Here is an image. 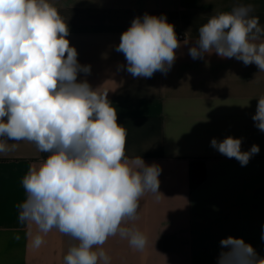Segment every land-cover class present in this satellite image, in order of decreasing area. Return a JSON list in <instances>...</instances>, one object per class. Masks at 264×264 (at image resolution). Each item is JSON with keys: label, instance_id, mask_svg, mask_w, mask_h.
<instances>
[{"label": "crops", "instance_id": "crops-1", "mask_svg": "<svg viewBox=\"0 0 264 264\" xmlns=\"http://www.w3.org/2000/svg\"><path fill=\"white\" fill-rule=\"evenodd\" d=\"M68 23L70 44L91 74H80L95 89L108 92L117 122L127 130L125 153L158 164L159 193L140 200L138 219L127 221L148 236L143 252L119 235L103 246L111 264H217L220 240L242 238L264 257V132L252 115L264 96V71L215 53L203 59L188 54L199 26L208 15L251 4L264 26V0H51ZM166 15L175 32L189 40L176 50L165 75L133 78L118 65L115 51L133 18ZM248 104V106H246ZM243 138L241 150L260 147L246 166L210 147L213 137ZM27 141L0 156V264H63L74 243L52 230L37 250L30 246L35 225L18 222V205L26 198L22 178L31 164L46 159ZM204 179L190 189V164ZM19 237V239H17Z\"/></svg>", "mask_w": 264, "mask_h": 264}, {"label": "clouds", "instance_id": "clouds-1", "mask_svg": "<svg viewBox=\"0 0 264 264\" xmlns=\"http://www.w3.org/2000/svg\"><path fill=\"white\" fill-rule=\"evenodd\" d=\"M253 11L251 4H237L208 15L189 56L195 60L215 53L264 71V26ZM69 33L51 0H0V156L20 141L47 154L29 166L21 182L26 198L18 205V222L35 225L34 250L56 230L74 241L63 264H111L103 247L110 237L119 235L136 251L146 249L147 234L126 222L138 219L146 193H159L162 169L142 156H126L127 130L118 124L108 92L78 79L91 74V65L79 62ZM188 44L178 39L166 15L144 13L133 18L114 46L126 61L118 70L142 79L166 75L176 50ZM257 99L251 118L264 132V96ZM242 142V137H213L210 147L243 167L260 147L242 151ZM220 247L217 264H264L242 238H222Z\"/></svg>", "mask_w": 264, "mask_h": 264}, {"label": "trees", "instance_id": "trees-1", "mask_svg": "<svg viewBox=\"0 0 264 264\" xmlns=\"http://www.w3.org/2000/svg\"><path fill=\"white\" fill-rule=\"evenodd\" d=\"M204 179V173L201 170L193 171V163L190 164V172H189V184L190 189H192L195 185H198Z\"/></svg>", "mask_w": 264, "mask_h": 264}, {"label": "built area", "instance_id": "built-area-1", "mask_svg": "<svg viewBox=\"0 0 264 264\" xmlns=\"http://www.w3.org/2000/svg\"><path fill=\"white\" fill-rule=\"evenodd\" d=\"M179 39H181L182 37L181 36H178Z\"/></svg>", "mask_w": 264, "mask_h": 264}]
</instances>
